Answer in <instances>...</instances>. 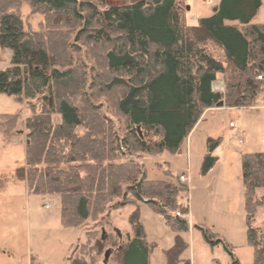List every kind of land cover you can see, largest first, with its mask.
I'll use <instances>...</instances> for the list:
<instances>
[{"label": "trees", "instance_id": "16d2710c", "mask_svg": "<svg viewBox=\"0 0 264 264\" xmlns=\"http://www.w3.org/2000/svg\"><path fill=\"white\" fill-rule=\"evenodd\" d=\"M24 4L42 15L37 29L21 17ZM262 4L220 0L210 16L187 24L176 0H0V49L10 53L0 70V93L29 111L22 120L27 193L58 195L60 222L72 228L89 220L108 225L109 212L142 202L175 233L164 252L167 264H191L181 259L188 246L181 234L190 225L179 198L188 187L148 180L136 157L177 153L203 113L220 101L254 106L264 82L257 80L264 76V26L253 23ZM80 47L84 57L76 53ZM219 74L223 92L212 86ZM92 92L94 99L113 93L107 103L123 128L89 97ZM21 118L0 115L3 138L18 134ZM217 145L207 139L203 174L218 161L212 155ZM241 173L247 242L253 264H264V236L252 227L257 208L264 207V195L256 197L264 188V152L243 153ZM128 222L132 235L123 241L116 229L107 237L104 231L97 237L96 228L87 231L70 264H94L105 246L110 255L103 264H148L137 206ZM194 228L210 247L222 243L231 264H240L209 227Z\"/></svg>", "mask_w": 264, "mask_h": 264}, {"label": "rangeland", "instance_id": "374dc122", "mask_svg": "<svg viewBox=\"0 0 264 264\" xmlns=\"http://www.w3.org/2000/svg\"><path fill=\"white\" fill-rule=\"evenodd\" d=\"M131 1L106 0V3L127 4ZM176 1L185 17V23L196 24L200 18L212 14L214 3L219 0ZM21 10L25 24L37 29L42 15L31 13L27 4ZM254 19L262 22L264 4ZM84 50L80 47L76 53L82 57ZM9 58L10 53L0 49V70L8 65ZM224 79L223 76L217 77L212 86L216 87L217 81L224 85ZM262 83L263 88L260 84L254 106L210 111L183 141L177 153L163 152L157 156L140 154L136 157L145 168L148 180H165L188 187V192L182 193L179 198L182 205L188 206L186 219L190 225L189 231L181 234L188 245L181 259L189 260L191 264L232 262L222 243L210 247L194 225L209 227L218 238L228 243L240 264H253V249L246 236L241 155L264 152ZM89 95L95 103H101L108 117L114 119L107 103L108 99L113 98V93L95 99L94 92ZM17 113L22 117L17 126L18 134L5 139L0 132V264H70V258L78 253L86 241L85 233L92 228L100 230L97 237L103 231V236L115 235L114 229L120 234L121 241L127 234L132 235L128 218L136 206L138 220L143 225L149 246L148 264H167L164 252L174 244L175 233L164 218L146 204L138 202L136 206L127 205L109 212V224H102V228L91 220L78 228H72L64 227L60 222L61 203L58 195L27 193L24 179L25 130L22 120L29 113L28 107L26 103L17 102L11 96L0 93V115ZM114 121L117 129L123 128L121 119L115 118ZM208 138L219 141V145L212 151L218 161L203 174L201 166L207 153ZM167 171L175 177H167ZM263 195L264 188L256 190L257 198ZM252 227L258 228L264 236V207L257 208ZM107 248L105 246L102 249L94 264H103L105 252L109 250Z\"/></svg>", "mask_w": 264, "mask_h": 264}, {"label": "crops", "instance_id": "0c3cea01", "mask_svg": "<svg viewBox=\"0 0 264 264\" xmlns=\"http://www.w3.org/2000/svg\"><path fill=\"white\" fill-rule=\"evenodd\" d=\"M220 1V0H219ZM218 1V2H219ZM263 1V0H262ZM218 2L217 3H214V5H217L218 4ZM263 4H264V2H263ZM253 23H255V24H260V25H263L264 26V19L262 20V22H259V21H256L255 19L253 20ZM222 75L221 74H219L217 77H221ZM218 83H219V81H217L216 82V87H213V90H215V89H217L218 90V87L217 86H219L218 85ZM223 88H224V85L222 86ZM219 91V90H218ZM224 108H228L229 110H232V109H234V108H236V107H214V108H209V109H207L204 113H203V115H202V117L200 118V120L197 122V124L195 125V127L197 128V126L202 122V120H203V118H204V116H206L207 115V113H209L210 111H216V110H222V109H224ZM240 108H242V107H240ZM239 109V108H238ZM200 122V123H199ZM194 127V128H195ZM193 128V129H194ZM191 133V132H190Z\"/></svg>", "mask_w": 264, "mask_h": 264}, {"label": "water", "instance_id": "95a60500", "mask_svg": "<svg viewBox=\"0 0 264 264\" xmlns=\"http://www.w3.org/2000/svg\"><path fill=\"white\" fill-rule=\"evenodd\" d=\"M216 107H223V101H220L219 103H217ZM109 253H110V250H107V251L105 252V255H104V261H103L104 263L107 262V260H108V256H109Z\"/></svg>", "mask_w": 264, "mask_h": 264}, {"label": "built area", "instance_id": "2783aa9c", "mask_svg": "<svg viewBox=\"0 0 264 264\" xmlns=\"http://www.w3.org/2000/svg\"><path fill=\"white\" fill-rule=\"evenodd\" d=\"M257 80L264 81V76L262 74L258 75L257 76ZM218 85H219V86H217L218 87V90L220 92L223 91V87H222L223 84L220 82V83H218ZM262 88H263V85H262Z\"/></svg>", "mask_w": 264, "mask_h": 264}]
</instances>
